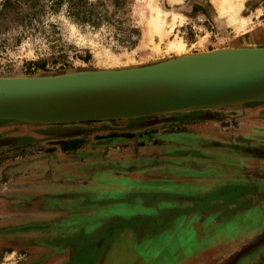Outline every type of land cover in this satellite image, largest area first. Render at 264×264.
<instances>
[{
  "label": "crops",
  "instance_id": "crops-1",
  "mask_svg": "<svg viewBox=\"0 0 264 264\" xmlns=\"http://www.w3.org/2000/svg\"><path fill=\"white\" fill-rule=\"evenodd\" d=\"M248 37L254 45L264 46V28ZM95 126L99 129L90 131H96L98 137L89 141L75 144L80 137L76 135L41 141L44 145L30 153L5 149L12 154L7 156L0 151V252L22 256L20 264H82L79 258L89 253L92 243L101 250L88 264H109V246L116 242L117 253L124 250L125 240L120 238L126 229L119 236L116 229L131 223L130 215H124L125 207L109 203L118 200L111 196L140 194L141 182H153L151 193H156L155 189L165 188L162 185L173 188L164 185L170 182L199 186L201 195L250 187L246 195L251 201L242 196L220 209L228 215L234 213L230 216L233 221L220 219L215 233L224 234L230 226L239 229L230 245V264H264V242H259L264 235V155L251 149L264 148V140L256 137H264V101L193 107ZM24 128L28 125L9 132L19 138L14 132L28 130ZM66 143L67 149L61 146ZM194 163L202 166L195 169L197 173L188 167ZM244 163L252 165L245 177ZM222 193L215 198L223 201ZM112 207L115 209L108 216ZM247 211L251 222L244 231L255 226L256 230L249 236L251 250L237 256L248 242L243 241L248 237L240 238L242 227L237 225ZM109 221L116 222L109 227ZM141 227H128L127 238L138 242ZM113 236L116 241L101 248ZM194 245V239H175L176 251L170 257L157 256V252L143 257L127 248L132 254L126 264H206L205 256L196 263Z\"/></svg>",
  "mask_w": 264,
  "mask_h": 264
},
{
  "label": "rangeland",
  "instance_id": "rangeland-1",
  "mask_svg": "<svg viewBox=\"0 0 264 264\" xmlns=\"http://www.w3.org/2000/svg\"><path fill=\"white\" fill-rule=\"evenodd\" d=\"M90 3L95 4V10L100 12L96 22H91L84 16L90 9ZM230 3L231 9H227ZM155 19L162 21L160 31L152 23ZM263 28L264 0H0V77L120 69L169 61L186 55L196 58L214 53L235 52L243 57L248 55L247 51L236 52L229 48L255 46L248 40V35ZM171 43L184 44L183 51L170 48ZM124 119L129 118L22 123L10 117H0V140L11 138L5 137L4 131L16 129L18 125H28V128H24L28 130L15 131L19 138H11L12 141L2 146L0 149L3 150L0 151L7 156L12 154L5 149L21 154L30 153L39 148L41 141H55V137L62 136L55 129L87 126L98 130L99 126L95 125L109 122L121 124ZM52 129L54 131L50 132ZM259 135L256 137L264 140ZM93 136L98 137L96 131L92 130L82 135L81 141H89ZM15 139H19L18 143L14 142ZM254 141L256 139L252 140L253 143ZM197 165L194 163L188 167L193 170L201 169L202 166ZM251 166L244 163V176L250 173ZM130 182L131 185H138ZM140 185H143L142 190H137L140 194L111 196L118 200L109 203L115 204V207L119 204L120 208L125 207L124 215H130L131 223L116 229L118 236L120 231L126 229L123 238H120L125 240L122 242L125 244L122 247L124 250L120 254L117 253L119 245L113 243L116 236L102 242L101 248H105L106 243H113L108 247L111 251L109 264L129 262L127 256L132 253H127V248L143 257L151 252H157V256L170 257L176 251L175 239H194L196 263L202 261L204 251L211 250V261L206 264L231 263L228 255L231 253L230 247L223 253L214 249L219 244L232 241L239 229L230 226L224 234H220L223 235L222 238H214L219 233L215 231H218L220 219L222 222L233 221L230 216L234 213L228 215L220 212V209L230 202L225 200L234 199V194L220 201L215 198L219 196L218 191L201 195L202 191L197 188L199 186L187 183L165 182L164 185L173 186L174 189L162 185L165 188L155 189L156 193H151L154 190L150 187L153 182H141ZM249 190L250 187L246 186L240 190V194ZM246 197L251 201V198ZM114 209L112 207L107 211L108 216H111L110 212ZM245 213L247 214L237 225L242 227L240 238L248 237L243 239L248 242L244 241L245 245L237 256L251 250L249 236L251 231L256 230L255 226L251 231H244L247 226L250 228L251 222V214L249 215V211ZM111 222L116 221H109V227ZM139 224L143 227V234L135 242L134 239L127 238V228ZM110 232L112 234L113 230ZM206 235H210L212 239H205ZM183 242L185 247L186 243ZM259 242H264V235ZM89 244V253L79 258L82 264L94 262L96 253L101 250L94 244ZM218 247L221 249V246ZM22 259V256L14 253L0 252V264H20Z\"/></svg>",
  "mask_w": 264,
  "mask_h": 264
},
{
  "label": "water",
  "instance_id": "water-1",
  "mask_svg": "<svg viewBox=\"0 0 264 264\" xmlns=\"http://www.w3.org/2000/svg\"><path fill=\"white\" fill-rule=\"evenodd\" d=\"M229 49L247 51L254 58L250 63L238 65L232 70L226 67L190 68L186 66L185 60L192 55H186L169 61L120 69L0 77V117L15 119V116H21L38 105H45L48 100L61 97L102 98L145 84L163 85L164 88L139 102L114 108L118 114L105 119L148 116L208 105L264 101V46ZM252 88L259 89L243 91ZM92 119L96 118H63L42 122ZM10 141L11 138L0 140V146Z\"/></svg>",
  "mask_w": 264,
  "mask_h": 264
},
{
  "label": "bare ground",
  "instance_id": "bare-ground-1",
  "mask_svg": "<svg viewBox=\"0 0 264 264\" xmlns=\"http://www.w3.org/2000/svg\"><path fill=\"white\" fill-rule=\"evenodd\" d=\"M231 4L232 3L227 5V9H231ZM152 23L154 27L160 31L162 21L158 22V20L155 19ZM183 45L181 43H171L170 48H174L175 50L182 52L184 47ZM234 53H214L201 57L189 58L185 64L190 68L226 67L232 70L238 65L250 63L254 58V55L248 52V55L243 57L237 55L236 53L235 55ZM163 88V85L145 84L136 86L135 88H126V90L122 92L102 98L89 96L61 97L58 100H48L45 105H38L21 116H15V119L22 123L59 120L63 118L105 119L118 114L113 110L114 108H121L126 105H130L131 103L139 102L149 97L151 94L159 92ZM257 89L259 88H252L243 91H256Z\"/></svg>",
  "mask_w": 264,
  "mask_h": 264
},
{
  "label": "flooded vegetation",
  "instance_id": "flooded-vegetation-1",
  "mask_svg": "<svg viewBox=\"0 0 264 264\" xmlns=\"http://www.w3.org/2000/svg\"><path fill=\"white\" fill-rule=\"evenodd\" d=\"M56 131H58V132H60L61 134H62V136H60V137H55L56 138V140L55 141H57V140H60V139H64V138H71V137H74V136H76V135H78V136H80L79 137V140L78 141H81V136L82 135H84L85 133H88V132H90V130L91 129H89V128H87V126H82V127H76V128H71V129H67V128H64V129H55ZM52 131H54V129H52V130H50V132H52ZM4 133H5V137H11V138H13V137H15V136H13V134H11V132H9V131H4ZM15 135V134H14ZM46 141H50V142H52L53 140H46ZM41 145H44L43 143H41ZM64 145H67V146H69L68 145V143H66V144H61V146L63 147ZM251 149H257L258 151L257 152H259V153H262L263 155H264V148H262V147H259V148H251ZM249 175V174H248ZM245 177V176H244ZM240 190L241 189H239V188H235V189H227V190H225V199L226 198H229V195H232V194H234V199L235 200H239V198L240 197H242V196H247L246 194L248 193V192H245V194H243V193H241L240 194ZM222 192H224V190L222 191L221 189L218 191V193H222ZM248 197H249V195H248ZM224 199V200H225ZM234 199H232V200H225V201H230V202H233V201H235ZM230 202H228V203H230ZM216 236V235H215ZM208 237H210V235H206V238H208ZM211 238V237H210ZM212 239V238H211ZM214 239H217V236L214 238ZM235 241V239H233L232 241L230 240L229 242L227 241V242H225V243H223L222 245H218V246H221V249H219V247L217 246L215 249H214V251H217L218 253H223V251H227V250H229L228 248L230 247V245H231V243L232 242H234ZM211 253H212V250L211 251H209V252H203V254H202V259H203V257L205 256V259H207V262L206 263H208L209 261H211V260H209L210 259V255H211ZM196 257V256H195ZM263 259H264V257H263Z\"/></svg>",
  "mask_w": 264,
  "mask_h": 264
},
{
  "label": "trees",
  "instance_id": "trees-1",
  "mask_svg": "<svg viewBox=\"0 0 264 264\" xmlns=\"http://www.w3.org/2000/svg\"><path fill=\"white\" fill-rule=\"evenodd\" d=\"M94 5L95 4L90 3V9H88L85 12V14H84L85 18L88 19L91 22H96V20L99 19V14H100V12L98 13V11L95 10V6ZM78 142L79 141L76 140L75 144H77ZM63 148L67 149L66 145H64Z\"/></svg>",
  "mask_w": 264,
  "mask_h": 264
}]
</instances>
